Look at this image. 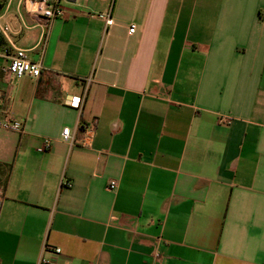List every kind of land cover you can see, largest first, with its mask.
<instances>
[{"label": "crops", "instance_id": "crops-1", "mask_svg": "<svg viewBox=\"0 0 264 264\" xmlns=\"http://www.w3.org/2000/svg\"><path fill=\"white\" fill-rule=\"evenodd\" d=\"M26 1L0 13L43 65L8 85L0 58L23 123L0 127V264H264V0H64L49 28Z\"/></svg>", "mask_w": 264, "mask_h": 264}, {"label": "built area", "instance_id": "built-area-1", "mask_svg": "<svg viewBox=\"0 0 264 264\" xmlns=\"http://www.w3.org/2000/svg\"><path fill=\"white\" fill-rule=\"evenodd\" d=\"M64 0H27L26 10L31 15L39 16L44 20L46 28H49L52 22L64 15V9L62 3ZM107 26H112L114 20L110 13L104 16ZM26 28L23 17L20 14L12 15L4 25H0V38L4 41H9V45L4 42L3 47L0 48V58L4 59L6 66L3 69V80L6 84L12 85L15 81L24 77L37 79L40 77L43 69L42 60L34 61L31 57V52L27 49L16 47L12 43L10 37L19 36L23 29ZM135 25L130 27L129 33L135 32ZM42 57V56H41ZM91 81V77L88 79V83ZM0 127L6 130H12L15 132L23 131V123L19 119L7 116L3 121H0ZM86 136L84 138L83 145L89 146L95 136V124L91 126H85ZM62 140L66 143L74 144V137L71 135L69 127L63 129ZM48 146V145H47ZM70 186V183L66 184ZM118 188L117 181H111L108 187L109 191H114ZM3 194V189L0 187V197ZM1 206V201H0ZM161 243V239L157 241ZM61 250L57 249L56 253H60ZM154 258L156 262H160L161 255L156 249L154 251ZM42 262H46L43 260Z\"/></svg>", "mask_w": 264, "mask_h": 264}, {"label": "trees", "instance_id": "trees-1", "mask_svg": "<svg viewBox=\"0 0 264 264\" xmlns=\"http://www.w3.org/2000/svg\"><path fill=\"white\" fill-rule=\"evenodd\" d=\"M6 2H7V0H0V13L4 9V7L6 6ZM3 44H4V41L0 38V48L3 47Z\"/></svg>", "mask_w": 264, "mask_h": 264}]
</instances>
